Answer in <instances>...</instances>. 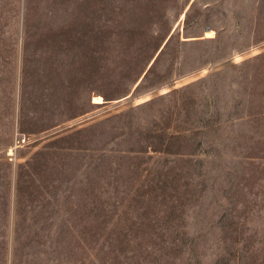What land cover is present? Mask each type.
Returning a JSON list of instances; mask_svg holds the SVG:
<instances>
[{"label": "rangeland", "instance_id": "obj_1", "mask_svg": "<svg viewBox=\"0 0 264 264\" xmlns=\"http://www.w3.org/2000/svg\"><path fill=\"white\" fill-rule=\"evenodd\" d=\"M148 9L160 84L94 71ZM262 140L264 0H0V264H264Z\"/></svg>", "mask_w": 264, "mask_h": 264}, {"label": "trees", "instance_id": "obj_2", "mask_svg": "<svg viewBox=\"0 0 264 264\" xmlns=\"http://www.w3.org/2000/svg\"><path fill=\"white\" fill-rule=\"evenodd\" d=\"M114 11L112 9V14ZM145 15V17H144ZM155 11L148 9L146 13L143 14H133L130 13V17L127 20V25H123L120 30L111 28L109 31L107 29H100L97 28L96 30L92 31L91 40L88 42L89 44V57L95 67L94 71L98 72L101 66V62L99 60H103L104 54L110 48V45H118L121 48L119 54L123 52L130 53V59L127 61V68L122 69L115 74L111 73L114 70L112 66L109 70H112L108 73L111 77H117V80L123 79L126 80L129 84L136 83L140 75L143 73L147 64L151 61L152 62L149 68L145 71L142 79L138 82L135 86V90L140 88L141 86H150L154 87L155 85H159V80H150L151 83L146 82L148 80V76L151 75L154 65L157 63L158 56L154 57L153 52H151L149 48V42L153 40L150 38V29H152L157 21L154 18ZM81 23V21H80ZM84 24H81L78 29L84 28ZM106 32H108L106 34ZM162 46L160 42H153L152 50L157 52ZM103 57V58H102ZM107 71V72H108ZM101 70L99 71V73ZM104 73V72H103ZM107 74V73H104ZM156 78L157 75H154ZM127 84V85H129ZM100 96V95H99ZM108 96L104 95V98ZM102 98V97H101ZM103 101V99H102ZM93 102V97H92ZM97 103V102H93ZM151 103V101L149 102ZM148 103V104H149ZM180 138H186L185 136H177V134L167 133V132H156L155 130H149L147 136L144 139V145L137 149L136 151H144L147 152L149 150L153 151L154 153L161 152L163 154H182V153H190L191 152H183V150L179 149L178 146L172 149V146L177 144ZM264 141V140H262ZM145 147V148H144ZM105 148H102V152ZM169 177V175H168ZM168 177L166 176V180L169 181Z\"/></svg>", "mask_w": 264, "mask_h": 264}, {"label": "water", "instance_id": "obj_3", "mask_svg": "<svg viewBox=\"0 0 264 264\" xmlns=\"http://www.w3.org/2000/svg\"><path fill=\"white\" fill-rule=\"evenodd\" d=\"M151 50H152V47H151ZM153 51V50H152Z\"/></svg>", "mask_w": 264, "mask_h": 264}]
</instances>
